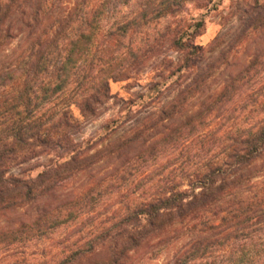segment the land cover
<instances>
[{"label": "trees", "instance_id": "trees-1", "mask_svg": "<svg viewBox=\"0 0 264 264\" xmlns=\"http://www.w3.org/2000/svg\"><path fill=\"white\" fill-rule=\"evenodd\" d=\"M116 1L0 0V51L19 36L21 50L0 83V217L9 219L0 226V264H22L15 260L20 249L52 240L72 220L95 214L113 191L138 184L156 190L134 195L110 223L64 243L41 264H150L176 244L160 264H264V0H247L244 20V42L260 45L189 114V98L206 90L216 70L202 66L212 47L195 42L205 22L179 23L155 41L149 30L189 1L208 7L214 0ZM164 42L179 61L172 52L163 70L153 64L149 72L188 70L191 80L132 133L90 153V141L83 148L75 134L112 98L111 82L143 74ZM219 124L226 128L222 139L218 130L213 134ZM196 135L214 139L215 155L186 181L147 178L174 144ZM51 153L52 163L37 177L10 174ZM113 154L119 164L83 191L57 194Z\"/></svg>", "mask_w": 264, "mask_h": 264}, {"label": "rangeland", "instance_id": "rangeland-1", "mask_svg": "<svg viewBox=\"0 0 264 264\" xmlns=\"http://www.w3.org/2000/svg\"><path fill=\"white\" fill-rule=\"evenodd\" d=\"M64 1L70 3L71 0ZM115 3L116 6L120 5L118 0ZM247 6V0H214L208 7H200L189 1L179 15L166 16L149 30L153 41H155V37H159L161 33L167 34L179 23L187 25L194 19H202L205 22L203 33L196 37L195 42L204 47H212L208 49L206 57L202 60V66L211 63L213 67L216 66V70L209 79L206 90L189 98L185 114L194 111L204 96L218 91L260 45L261 41L259 43L257 41L244 42V20L247 16ZM111 16H115V12ZM107 21L111 23L113 18H107ZM219 36L220 39L213 43ZM170 38L171 36L168 35L167 39ZM19 42L20 36L14 39L5 50L0 51V83L8 79L9 71L18 65L21 55V50L17 49ZM169 46V42H164L162 50L154 51L151 54L152 58L144 66L143 74L129 80L111 82L112 98L103 106L98 117L83 122L82 129L75 134L77 143H82L83 148H85L88 145L87 142L90 141V153H94L112 141L132 133L137 125L146 122L150 113H158L161 108L178 96L182 84L191 80L192 74L188 70L171 73V69H165L163 74H161L162 72L159 73V70L165 68L164 66L161 67V64L166 56L174 52L173 49H169ZM172 55L175 58L176 52ZM176 59L178 60L177 57ZM153 64L157 65L159 70L149 72ZM75 114L80 116L77 110H75ZM175 120L176 118L172 121ZM240 122L243 123L241 118ZM215 130L219 131L217 137L222 139L226 130L225 126L219 124L213 128L214 135ZM211 146H214V139L209 136L196 135L189 142L176 143L161 158L160 162L151 168L147 173L150 174L147 178L155 177V182H165L172 177L186 181L188 176L194 173L198 164L204 163V160L211 159L215 155V151L211 152ZM123 156L125 154L121 157ZM54 157L55 154L52 153L43 154L34 160L13 167L10 174L24 178H35L48 164L52 163ZM120 161L121 158L117 159V154L103 158L87 171L71 178L67 187L57 191V194L60 193V197L64 198L83 191L98 177L118 165ZM151 190L156 189L138 184L127 191L117 193L113 191L105 199L104 204L96 210L95 214L72 220L68 224L66 232L53 236L50 241L20 249L15 260L22 264L43 263L42 261L46 257L61 251L64 243L86 239L91 230H97L101 225L110 223L111 217L126 208V205L134 199V195L146 196ZM7 222L9 219L0 217V226ZM178 246L179 244H176L170 252H163L150 264L164 262ZM21 250L24 252H20Z\"/></svg>", "mask_w": 264, "mask_h": 264}]
</instances>
